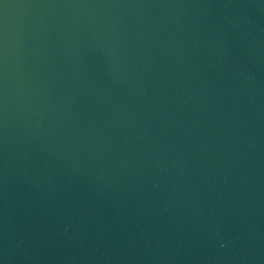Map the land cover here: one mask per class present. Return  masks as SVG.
Returning a JSON list of instances; mask_svg holds the SVG:
<instances>
[{"label":"water","instance_id":"1","mask_svg":"<svg viewBox=\"0 0 264 264\" xmlns=\"http://www.w3.org/2000/svg\"><path fill=\"white\" fill-rule=\"evenodd\" d=\"M0 264H264V0H0Z\"/></svg>","mask_w":264,"mask_h":264}]
</instances>
